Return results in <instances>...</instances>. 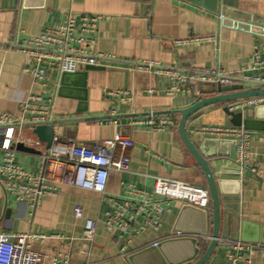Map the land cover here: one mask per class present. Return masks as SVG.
<instances>
[{
	"label": "crops",
	"instance_id": "crops-1",
	"mask_svg": "<svg viewBox=\"0 0 264 264\" xmlns=\"http://www.w3.org/2000/svg\"><path fill=\"white\" fill-rule=\"evenodd\" d=\"M214 5L215 0H0V117H21V108L32 95L52 105L49 121L56 123L55 136L87 147L111 140L117 133L134 142L129 170L111 172L104 195L59 185L56 196L43 197L35 204L13 196L0 174V228L9 235L55 236L31 244L37 264H131L133 254L173 238L171 232L184 204L156 198L164 209L160 229L140 230L147 217L141 212L128 220V232L123 233L106 227L115 203L139 208L140 200L136 201L133 191L151 194L157 178L207 189L202 169L180 139L178 124L179 112L213 96L205 92L214 84L192 82L170 95L177 82L164 71L181 75H192L195 70L229 75L243 72L252 76L253 58L264 47V0H218L217 11ZM222 10L227 15L224 21L219 18ZM69 12L78 17L70 48H83L87 54L105 59L98 66H86L96 67L94 70L85 72L83 67L65 76L47 66L44 78L34 82L25 71L35 64L15 48L62 24ZM83 16L102 17L95 33L83 30ZM149 64L162 68L163 73H149ZM115 91L129 92L131 99L106 95ZM245 101L209 106L190 118L186 128L195 144H204L206 153L215 154L209 165L224 181L221 235L239 238L240 224L245 222L244 238L257 240L248 244L262 248L241 255L250 258L251 264H264V180L260 177L264 174V131L246 130L249 162L238 179L233 168L238 139L202 133L205 127L238 129L241 121L264 118V98L252 105ZM226 107L233 108L229 112L235 117ZM160 117H170L174 124L163 130L145 124ZM27 125L13 149L16 161L38 174L41 155L48 150ZM4 134L0 126V143ZM18 144L34 153L16 150ZM3 160L0 146V166ZM76 207L83 211L80 219L74 217ZM87 220L97 222L92 243L83 236ZM208 236L201 241L202 253L209 246L211 234ZM226 240L222 237L208 264H228Z\"/></svg>",
	"mask_w": 264,
	"mask_h": 264
},
{
	"label": "built area",
	"instance_id": "built-area-1",
	"mask_svg": "<svg viewBox=\"0 0 264 264\" xmlns=\"http://www.w3.org/2000/svg\"><path fill=\"white\" fill-rule=\"evenodd\" d=\"M220 19L223 17L220 16ZM101 16L80 17L83 30L88 33H95ZM78 17L69 12L65 21L55 28L46 30L39 36L33 37L22 45H18L15 51L19 54L27 55L35 64L34 68L27 69L34 82H39L44 78L46 67H55L60 74H73L86 66H98L105 56L87 54L83 48L72 49L70 42L74 41L73 33ZM80 43L82 44L81 40ZM2 45L0 44V48ZM83 47V45H82ZM156 68V71H153ZM158 68V69H157ZM149 73L161 74L162 68L149 64ZM252 76L243 72L236 74H225L217 71L195 70L192 75H181L178 72L165 70L177 82L169 94L174 95L182 88H187L192 82L221 85H242L248 83L259 87L264 86V47H262L253 58L251 68ZM245 87V86H244ZM153 94V91H149ZM107 96L119 99H131L129 92L115 91L108 92ZM262 99H249L246 104L252 105L260 103ZM52 105L43 104L41 98L30 95L22 106V116L14 118L9 115L0 117V126L4 128V142L1 150L4 152V160L0 166V174L5 183V188L11 192L18 200H29L38 204L41 198L46 196H56L59 185H70L76 188L98 192L102 195L106 192L108 178L111 172H127L130 167V152L134 147V142L128 136L117 133L111 140H106L102 144L94 147L80 145L74 141L64 140L54 136L50 149L40 158V170L38 174H32L25 170L16 161L14 142H21L22 128L26 124L45 123L50 120ZM229 110H233L229 107ZM148 126L163 130L165 127L174 124L170 117H160L155 120L145 122ZM202 133L208 136L237 138L236 144V166L246 169L249 162L248 132L243 128L227 129L219 127H205ZM253 173L254 170H252ZM264 180V174L260 176ZM133 194L140 200V206L133 210L132 204L115 203L113 213L107 215L106 227L109 230H120L127 233L129 229L128 220L134 215L145 212L146 218L140 230L151 228L158 230L161 227V214L163 207L155 201L156 198L180 202L202 210H208L211 206L209 192L205 188L191 186L187 183L157 178L151 194L134 190ZM153 207L150 211L147 207ZM74 217H83L80 207L74 209ZM97 230V222L87 220L84 228L85 241L92 243ZM138 232V231H137ZM177 236H185L178 233ZM55 236L28 234H6L0 228V264H37V259L31 250V244L38 240H46ZM228 245V264H251L250 258L241 255V252L250 251L255 248H262L260 245L242 243L240 241L226 240ZM158 242L153 243L156 247Z\"/></svg>",
	"mask_w": 264,
	"mask_h": 264
},
{
	"label": "water",
	"instance_id": "water-1",
	"mask_svg": "<svg viewBox=\"0 0 264 264\" xmlns=\"http://www.w3.org/2000/svg\"><path fill=\"white\" fill-rule=\"evenodd\" d=\"M217 3L218 0H215L216 6L214 5L215 7L213 8L216 9V11ZM221 14L223 17L222 21H224L227 15L224 10H222ZM95 68L96 67H86L85 72L94 70ZM205 94L213 96L202 98L190 108L179 112L181 119L178 124V132L187 151L204 173L211 201V210L207 211L186 204L182 205L171 232L173 238L158 243L156 247L152 246L133 254L129 258L131 264H208L214 252L220 246V240L222 237L223 239L240 241L246 244L257 242V240H250L251 242H249V240L244 238L242 231L244 230L243 225L245 222L240 224L241 232L239 238H230L229 235H221V225L223 221L221 195L224 181L220 178V174L213 173L209 165V159L213 158L215 154L206 153L204 150V144L201 146L195 144L187 134L186 126L190 118L209 106L228 104L249 99H263L264 86L260 85L257 88H245L242 85L224 86L217 83L208 89ZM225 111L233 117L236 115L229 112L228 107L225 108ZM238 117L239 119L242 118L240 114ZM55 124L56 123L53 121H48L45 123H32L27 126L33 128L34 135L41 143L45 144L47 150H49L55 136L53 132ZM237 125L243 127L245 130L264 131V118L256 117L254 120L241 121V123L239 122ZM3 142L4 138L1 139V147ZM16 150L34 153V150L26 148L23 144H18ZM233 168L236 172L234 177L238 179L240 169L237 166H233ZM228 230H231V221ZM178 233L184 234L185 236H177ZM209 234H211L209 238V246L202 253L203 247L201 241L209 237Z\"/></svg>",
	"mask_w": 264,
	"mask_h": 264
}]
</instances>
